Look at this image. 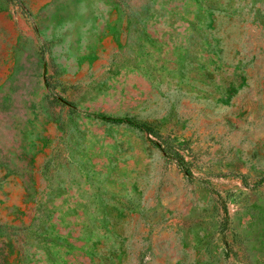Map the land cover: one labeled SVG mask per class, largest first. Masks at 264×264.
<instances>
[{
	"label": "rangeland",
	"instance_id": "rangeland-1",
	"mask_svg": "<svg viewBox=\"0 0 264 264\" xmlns=\"http://www.w3.org/2000/svg\"><path fill=\"white\" fill-rule=\"evenodd\" d=\"M0 264H264V0H0Z\"/></svg>",
	"mask_w": 264,
	"mask_h": 264
},
{
	"label": "trees",
	"instance_id": "trees-1",
	"mask_svg": "<svg viewBox=\"0 0 264 264\" xmlns=\"http://www.w3.org/2000/svg\"><path fill=\"white\" fill-rule=\"evenodd\" d=\"M104 119L114 122V123H128L131 125H134L142 130L148 131V132H156L154 127L151 124H148L146 122H140L134 118L129 117H123V116H116V117H103ZM182 167L185 169V163H182Z\"/></svg>",
	"mask_w": 264,
	"mask_h": 264
}]
</instances>
